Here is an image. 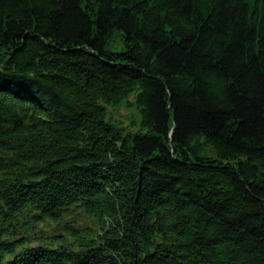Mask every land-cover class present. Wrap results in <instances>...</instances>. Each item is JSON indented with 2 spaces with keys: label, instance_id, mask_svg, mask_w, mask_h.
Wrapping results in <instances>:
<instances>
[{
  "label": "trees",
  "instance_id": "obj_1",
  "mask_svg": "<svg viewBox=\"0 0 264 264\" xmlns=\"http://www.w3.org/2000/svg\"><path fill=\"white\" fill-rule=\"evenodd\" d=\"M0 264H264V0H0Z\"/></svg>",
  "mask_w": 264,
  "mask_h": 264
},
{
  "label": "rangeland",
  "instance_id": "obj_2",
  "mask_svg": "<svg viewBox=\"0 0 264 264\" xmlns=\"http://www.w3.org/2000/svg\"><path fill=\"white\" fill-rule=\"evenodd\" d=\"M115 115L120 119V120H128L130 115H135L136 112L134 110H130L127 108V106L124 103H121L115 110Z\"/></svg>",
  "mask_w": 264,
  "mask_h": 264
}]
</instances>
